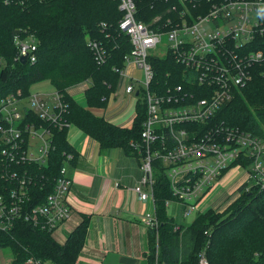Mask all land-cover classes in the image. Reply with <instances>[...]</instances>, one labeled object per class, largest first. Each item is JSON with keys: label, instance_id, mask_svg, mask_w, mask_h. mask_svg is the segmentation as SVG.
Listing matches in <instances>:
<instances>
[{"label": "trees", "instance_id": "trees-1", "mask_svg": "<svg viewBox=\"0 0 264 264\" xmlns=\"http://www.w3.org/2000/svg\"><path fill=\"white\" fill-rule=\"evenodd\" d=\"M134 1L136 18L145 24L156 15L162 19L172 12H168L170 5L181 7L175 0ZM122 15L117 0H0V101L17 93L27 96L33 84L49 81L67 104L64 117L70 126L94 138L101 149L121 148L140 163L142 149L138 146L146 119L145 105L135 106V119L128 128H120L96 113L107 108L118 87L119 72L125 67L124 58L132 49L129 37L118 29ZM161 19L154 28L162 25ZM29 39L34 41L36 59L21 64L17 42ZM88 42L102 48L104 54L99 61ZM243 47L225 46L222 61L231 71L236 70L228 62L234 53L240 58L249 52L264 53V36L256 35ZM149 60L156 74L158 95H164L168 88L176 93V85L182 86L181 94L192 96L187 98L190 101L211 94L213 88L199 84L195 68H187L172 52L166 50L164 55H152ZM217 64L221 65L219 61ZM249 72L251 79L244 86L230 85L231 97L218 106L203 125L202 133L222 126L248 132L264 141V61L252 63ZM80 83L86 85L84 104L67 92ZM28 117L36 120L31 114ZM66 135L67 128L54 132L46 164L11 163L10 168L21 175L19 178L33 180L27 184L29 199L24 210L42 205L53 192L60 170L66 171L67 164L75 160V150ZM241 160L250 162L246 157ZM2 164L0 153V168ZM156 167L153 192L159 225L149 229L146 264H198L201 253L208 264H264V188H240V197L224 213L208 209L181 228L164 205L173 199L163 174L165 168ZM12 183L0 177V192L6 194ZM1 223H8L9 227L2 229ZM88 224L89 217L83 216L66 240L59 242L57 229H41L23 218L0 219V248L10 249V264H76ZM176 226L180 229L174 230Z\"/></svg>", "mask_w": 264, "mask_h": 264}, {"label": "built area", "instance_id": "built-area-1", "mask_svg": "<svg viewBox=\"0 0 264 264\" xmlns=\"http://www.w3.org/2000/svg\"><path fill=\"white\" fill-rule=\"evenodd\" d=\"M175 1L181 7L170 5L168 12H172L162 19L156 15L145 24L136 18L134 0H117L123 13L117 23L118 29L129 37L132 45L124 58L125 67L119 72V82L122 85L127 78L129 81L123 86V91L131 97L135 93L136 105L144 104L146 109L138 146L142 149L141 159L146 156V160L140 163L143 176L134 188L135 193L140 200L153 201L154 172L156 166L161 165L165 168L163 174L171 195L180 203L183 217H189L198 211H206L198 207L199 200L233 166L237 170L246 167L249 171L246 181L250 185L246 191L251 185L264 188L262 139L222 126L202 133L203 125L207 124L218 106L231 97L230 85L235 88L244 86L251 79L249 67L252 63L264 61L263 52H249L243 58L234 53L228 60L230 66L236 68L234 71L222 61L226 45L233 44L235 49H241L256 35L264 36V22L261 20L264 0ZM160 19L162 25L154 28ZM164 35L168 41L164 44L167 52H172L187 68H195L200 85L213 88L208 98L187 100L192 96L181 94V85L174 87L176 93L168 88L164 95L157 94L156 74L148 57L150 51L161 44ZM17 44L19 58L26 56L27 62L33 63L36 59L34 41L29 39ZM88 45L99 61L104 54L102 48L92 42ZM135 70L141 72V77L134 75ZM47 93L33 92L27 96L17 93L0 101V153L3 162L0 177L7 182H15L6 194L0 192V219L23 218L41 229L55 231L71 216L67 195L72 181L65 169L60 170L53 192L45 202L24 210L29 199L27 184L33 180L19 178L21 175L10 168L14 162L16 165L46 164L54 132L70 127L64 117L67 104L62 95L56 90ZM28 114L36 120L30 119ZM193 126L199 129L194 130ZM242 157L250 162L245 164ZM142 187H146V191ZM165 203L168 205L169 201ZM142 222L148 229H157L159 225L155 211L142 216ZM1 225L2 229L9 227L8 223ZM198 264H208L204 253L200 254Z\"/></svg>", "mask_w": 264, "mask_h": 264}, {"label": "crops", "instance_id": "crops-1", "mask_svg": "<svg viewBox=\"0 0 264 264\" xmlns=\"http://www.w3.org/2000/svg\"><path fill=\"white\" fill-rule=\"evenodd\" d=\"M122 85L118 83L111 100L119 97L118 91L123 90ZM85 90V83H80L70 87L67 92L75 101L84 104ZM132 98L126 95V104L118 112L114 111L117 106L110 108L111 100L103 112H96L116 126L128 128L135 116ZM130 109H133L132 112ZM66 138L76 153L75 160L66 166L67 176L72 181L67 195L71 216L56 230V239L64 242L82 217L87 216V235L76 264H146L149 229L144 226L142 216L152 212L153 205L150 200H140L134 191L143 175L139 161L121 148L101 149L94 138L73 125L67 128ZM241 181L232 184L220 197L217 190L229 179L215 182L198 207L205 210L214 205L228 204L230 197L236 196ZM166 210L181 225L178 221L180 206L173 203ZM5 260L0 257V264H10L12 256Z\"/></svg>", "mask_w": 264, "mask_h": 264}, {"label": "rangeland", "instance_id": "rangeland-1", "mask_svg": "<svg viewBox=\"0 0 264 264\" xmlns=\"http://www.w3.org/2000/svg\"><path fill=\"white\" fill-rule=\"evenodd\" d=\"M261 20L264 22V15H262L261 16ZM167 37H166V35H164L163 37H162V41H161V44H159L158 46H157V49L155 48V49H153V50H151L150 51V57L153 55H159V53H164L165 54V51H166V46L164 45V44H167ZM149 57V58H150ZM149 58H148V60H149ZM150 61V60H149ZM141 72L140 71H138V70H135L134 71V75H136V76H139V77H141V74H140ZM129 80L126 78V79H124V81L122 82L123 83V85L122 86H124L125 84H127V82H128ZM53 87H52V85L50 84V82L49 81H41V82H38V83H35V84H33L32 86H31V88H30V93H33V92H43V93H45V92H49L51 89H52ZM54 89V88H53ZM29 93V94H30ZM48 94V93H47ZM47 94H45L44 96H48ZM118 94H119V97L118 98H115V99H113V100H111V97H110V99L108 100V104L110 103V100L112 101V105H111V107L110 108H114V107H116L117 109L116 110H114L115 112H118V111H120V110H118V109H122L124 106H125V102H126V93L123 91V90H119L118 91ZM113 96V95H112ZM133 99V98H132ZM124 102V105H123V102ZM133 101H134V106H136V101H135V99H133ZM82 102H83V100H82ZM121 103V104H120ZM131 106H132V108H134L133 107V102H132V104H131ZM131 110V112H132V110L133 109H130ZM96 113H98V112H96ZM134 119H135V116H134ZM144 160H146V156H144V158H142L141 160H140V163L141 162H144ZM150 161L151 160H149V164H150ZM151 164L152 165H154V162H151ZM245 167V166H244ZM140 168H141V165H140ZM247 168L245 167V169L242 167V169H240V170H237V168H235V166H233L232 168H230L229 170H227L217 181H216V183H221L222 182V180L223 179H229V182H227L226 184H224L222 187H220L218 190H217V193L219 192V196L218 197H220V196H222V192L223 193H225V191H227L230 187H231V185L232 184H234V183H237L240 179H242V184L241 185H239L238 187H237V189H236V196L234 197V198H231L230 196V201L228 202V204H224L223 206L222 205H219V206H217V205H214L212 208V210L211 209H209L210 211H213L214 213H218V214H221V213H224L225 212V210H227L228 209V207H230L231 206V204L232 203H234L236 200H237V198L238 197H240V195H241V193H240V188H243L245 191H246V188L248 187V185H250L249 184V181H248V184H247V176H248V170H246ZM142 170V169H141ZM248 171V172H247ZM142 172H143V170H142ZM143 176V175H142ZM142 178V177H141ZM141 178H140V180H141ZM139 180V181H140ZM139 181L137 182V184H136V186L138 185V183H139ZM240 182V183H241ZM215 184V183H214ZM213 184V185H214ZM155 185V184H154ZM154 185L152 186V190H153V187H154ZM146 187H142V190L143 191H146V189H145ZM211 189H212V187H210L205 193H204V195H203V197L201 198V200H199V202L201 203V201L204 199V197L211 191ZM153 192V191H152ZM232 194H234V193H232ZM215 196L217 197V194L215 193ZM217 197V198H218ZM228 197V198H229ZM227 198V199H228ZM151 201V200H150ZM169 201V203H168V205L164 202V205H165V208H169L173 203H176V204H178L179 206H180V210H179V213H178V221L180 222V224L182 225H180L181 226V228H183V227H185V226H188L192 221H193V219L197 216V215H199V214H201V213H203V212H201V211H198L197 213H195V214H192L191 216H189V217H183V215H182V207H181V205H180V203L176 200V199H172V200H168ZM152 202V205H153V211H155V215H156V203H155V197H154V192H153V201H151ZM199 203V204H200ZM205 210H208L207 208L205 209ZM205 210H203V211H205ZM70 211H71V209H70ZM167 211V210H166ZM151 213V212H150ZM145 214H147V213H145ZM144 214V215H145ZM143 215V216H144ZM195 216V217H194ZM65 223V222H64ZM63 224V223H62ZM61 224V225H62ZM60 225V226H61ZM175 228V227H174ZM177 229H180V227H178V228H176V229H174V230H177ZM12 256V254H11V252H10V249L9 248H3V249H0V257H2L3 258V260H5L6 258H9L10 259V257ZM6 261V260H5Z\"/></svg>", "mask_w": 264, "mask_h": 264}, {"label": "water", "instance_id": "water-1", "mask_svg": "<svg viewBox=\"0 0 264 264\" xmlns=\"http://www.w3.org/2000/svg\"><path fill=\"white\" fill-rule=\"evenodd\" d=\"M19 62H20L21 64H25V63L27 62V57H26V56H21V57L19 58Z\"/></svg>", "mask_w": 264, "mask_h": 264}]
</instances>
